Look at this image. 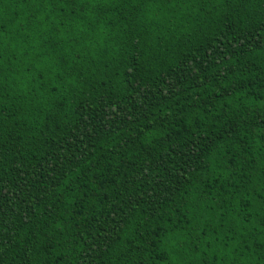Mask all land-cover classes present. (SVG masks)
<instances>
[{"label":"trees","instance_id":"16d2710c","mask_svg":"<svg viewBox=\"0 0 264 264\" xmlns=\"http://www.w3.org/2000/svg\"><path fill=\"white\" fill-rule=\"evenodd\" d=\"M0 264H264V0H0Z\"/></svg>","mask_w":264,"mask_h":264}]
</instances>
